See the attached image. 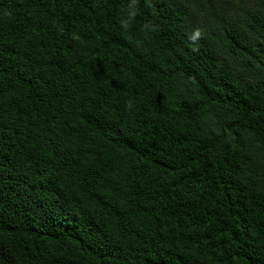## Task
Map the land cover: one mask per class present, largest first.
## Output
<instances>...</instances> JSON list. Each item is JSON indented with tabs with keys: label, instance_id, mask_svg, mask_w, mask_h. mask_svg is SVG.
Segmentation results:
<instances>
[{
	"label": "trees",
	"instance_id": "trees-1",
	"mask_svg": "<svg viewBox=\"0 0 264 264\" xmlns=\"http://www.w3.org/2000/svg\"><path fill=\"white\" fill-rule=\"evenodd\" d=\"M126 2L0 0V264H264V0Z\"/></svg>",
	"mask_w": 264,
	"mask_h": 264
},
{
	"label": "clouds",
	"instance_id": "clouds-1",
	"mask_svg": "<svg viewBox=\"0 0 264 264\" xmlns=\"http://www.w3.org/2000/svg\"><path fill=\"white\" fill-rule=\"evenodd\" d=\"M144 7H152V0H143ZM141 12V0H127L120 8L119 15L117 16V23L124 33L130 32L133 24L136 21L138 15ZM159 25L153 20H147L143 23L141 30L144 32L145 36L150 33L157 32L159 30ZM202 30L199 28L193 29L189 34V40L195 43L201 37ZM133 108V101L131 99L127 100L125 103V109L131 110Z\"/></svg>",
	"mask_w": 264,
	"mask_h": 264
}]
</instances>
